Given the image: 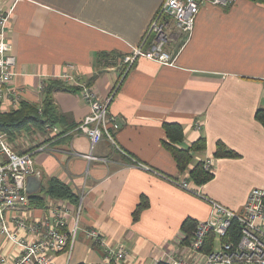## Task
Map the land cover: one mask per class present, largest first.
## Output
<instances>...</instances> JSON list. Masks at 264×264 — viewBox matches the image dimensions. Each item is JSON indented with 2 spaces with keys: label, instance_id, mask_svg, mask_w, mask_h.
Instances as JSON below:
<instances>
[{
  "label": "crops",
  "instance_id": "crops-1",
  "mask_svg": "<svg viewBox=\"0 0 264 264\" xmlns=\"http://www.w3.org/2000/svg\"><path fill=\"white\" fill-rule=\"evenodd\" d=\"M162 1L0 0L2 9L12 10L7 38L16 59L3 110L15 109L20 101L40 103L43 86L55 80L53 75L63 71L67 62L76 65L99 98L116 85L109 111L121 121L115 134L121 150L106 140L92 150L108 161L88 162L72 155L90 150L87 137L73 135L89 111L74 91L52 93L63 116L57 131L48 127L44 134H23L18 142L20 151L35 144L53 150L34 153L41 180L35 194L42 196V203L29 198L27 208L31 219L47 217L58 202L70 208L59 230H74V237L55 256L57 264H105L109 247L125 250L124 259H110V264H155L153 257L163 252L165 244L181 246L186 218L210 217V200L239 210L253 187H264V127L255 117L256 110L264 107V4L236 0L222 8L203 3L190 35L180 34L167 46L172 64L140 56L120 77L125 64L119 60L142 42ZM100 52L120 55L102 65ZM164 122L182 126L179 147L205 140L183 171L163 144L168 140ZM218 142L238 155L216 156ZM126 152L143 165L127 160ZM207 159L213 177L195 185L188 170ZM51 176L68 184L77 200L45 195L43 186ZM182 180L190 181L194 191L182 188L178 184ZM143 198L147 204L134 218ZM90 229L100 234L103 243L87 236ZM10 246L0 233V254Z\"/></svg>",
  "mask_w": 264,
  "mask_h": 264
},
{
  "label": "built area",
  "instance_id": "built-area-1",
  "mask_svg": "<svg viewBox=\"0 0 264 264\" xmlns=\"http://www.w3.org/2000/svg\"><path fill=\"white\" fill-rule=\"evenodd\" d=\"M235 1L164 0L148 24L142 42L132 46L129 54L123 57L126 68L140 56L161 64H172L173 58L167 46L180 34L190 35L202 4L209 3L223 8ZM11 12V8L6 10L0 7L2 103L9 99V85L14 76L16 62L7 38V23ZM150 36L152 38L149 44L144 47ZM64 66L63 71L53 77L68 86H77L78 93L89 107V111L76 125L73 135L87 137L90 150L87 153L72 152V155L82 156L88 162H106L108 158L97 156L92 150L101 140L109 142L115 150H121L115 140L121 121L116 114L109 111L116 85L107 96L99 98L92 86L78 73L75 64L67 62ZM262 79L264 84V76ZM13 103H18L17 96H14ZM52 131H57V128L53 127ZM51 151L53 150L47 145H39L19 153L12 148L5 134L0 132V233L11 243V249L0 254V264H57L55 256L74 237V230H59L70 215V208L66 204L56 203L47 217L39 219H31L27 208L29 195L26 192V180L36 172L34 153ZM203 165L210 170L211 160L207 159ZM189 183L190 181L185 180L178 182L182 188L194 191ZM210 202V217L196 221L189 240L183 241L184 235L180 239V247L171 248L165 244L162 247L163 252L154 255L155 264L160 261L168 264H264V187H253L239 210L230 209L214 200ZM86 234L103 243L95 229H90ZM105 256L104 263L110 264V259H124L125 250L122 247H109Z\"/></svg>",
  "mask_w": 264,
  "mask_h": 264
},
{
  "label": "trees",
  "instance_id": "trees-1",
  "mask_svg": "<svg viewBox=\"0 0 264 264\" xmlns=\"http://www.w3.org/2000/svg\"><path fill=\"white\" fill-rule=\"evenodd\" d=\"M164 1V0H163ZM162 1V2H163ZM258 3L264 4V0H252ZM161 2V3H162ZM161 5V4H160ZM160 7V6H159ZM158 7V8H159ZM153 14V16L157 13ZM152 16V18H153ZM152 20V19H151ZM179 37V36H178ZM177 37V38H178ZM120 54L115 52H100L99 59L102 65H106L109 63H113L115 58ZM124 57V56H123ZM123 57L119 60V63L123 62L125 64V68L127 64L123 61ZM123 68L120 74V77L124 72H126L129 68ZM91 80L93 77L90 78ZM88 84L90 81L86 79ZM77 86H68L63 81L58 79L52 80L50 83H47L42 88V100L40 103H32L27 101H20L19 106L15 109L3 110L1 108L2 102L0 101V132L4 133L8 142L12 146L13 149L18 148V142L20 137L23 134H31L32 132H40L44 134L48 127L59 126L63 122V116L57 109V107L53 103L52 93L54 90H69L78 92ZM256 119L263 125L264 127V107L258 108L255 112ZM167 141H163V144L171 151L176 165L179 170L183 171L188 168L189 164L192 162L193 153L202 150L205 146V140L203 138H199L193 143H191L188 147H179L177 143L182 140V126L179 123L172 122H164L163 124ZM66 129L59 131L57 134H63ZM39 144V143H38ZM38 146L35 144L31 146L25 151L33 149V147ZM19 153L25 152L20 151L19 149H15ZM216 156H227L234 157L237 156L238 153L234 150L226 147L222 142H218L215 151ZM127 160H131L132 163H138L143 165L139 160L131 157L127 152L125 153ZM189 179L195 185H200L213 177V173L204 168L203 162L198 161L195 165L189 170ZM43 191L45 195H48L54 199H68L72 202L77 200V194L71 189V187L66 184L64 181L59 179L56 176H51L46 184L43 186ZM31 200L42 203V196L33 195L29 196ZM147 204V200L143 198L138 205L136 206L133 214L134 218H137L140 212V209ZM196 225V221L191 218H186L182 225L181 229L184 232L183 241H188L194 228ZM212 238L210 237V240ZM208 249V248H207ZM83 264V263H79ZM156 264H168L164 261L157 262Z\"/></svg>",
  "mask_w": 264,
  "mask_h": 264
},
{
  "label": "water",
  "instance_id": "water-1",
  "mask_svg": "<svg viewBox=\"0 0 264 264\" xmlns=\"http://www.w3.org/2000/svg\"><path fill=\"white\" fill-rule=\"evenodd\" d=\"M41 180L40 173L35 172L32 175H29L26 180V192L29 196H33L40 189Z\"/></svg>",
  "mask_w": 264,
  "mask_h": 264
},
{
  "label": "rangeland",
  "instance_id": "rangeland-1",
  "mask_svg": "<svg viewBox=\"0 0 264 264\" xmlns=\"http://www.w3.org/2000/svg\"><path fill=\"white\" fill-rule=\"evenodd\" d=\"M20 147H22V146L20 145ZM15 149H17V148H15Z\"/></svg>",
  "mask_w": 264,
  "mask_h": 264
}]
</instances>
